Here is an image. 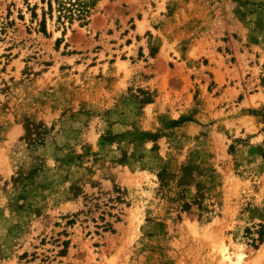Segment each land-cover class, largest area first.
Wrapping results in <instances>:
<instances>
[{
    "label": "rangeland",
    "instance_id": "obj_1",
    "mask_svg": "<svg viewBox=\"0 0 264 264\" xmlns=\"http://www.w3.org/2000/svg\"><path fill=\"white\" fill-rule=\"evenodd\" d=\"M48 1L0 0V264H264V0Z\"/></svg>",
    "mask_w": 264,
    "mask_h": 264
},
{
    "label": "trees",
    "instance_id": "obj_2",
    "mask_svg": "<svg viewBox=\"0 0 264 264\" xmlns=\"http://www.w3.org/2000/svg\"><path fill=\"white\" fill-rule=\"evenodd\" d=\"M96 0H56L58 20L64 22L65 20L72 23L74 19L87 20V16L90 12V8L95 5ZM49 12L52 14L53 3L52 0L48 1ZM45 13L42 20V25L45 28Z\"/></svg>",
    "mask_w": 264,
    "mask_h": 264
},
{
    "label": "bare ground",
    "instance_id": "obj_3",
    "mask_svg": "<svg viewBox=\"0 0 264 264\" xmlns=\"http://www.w3.org/2000/svg\"><path fill=\"white\" fill-rule=\"evenodd\" d=\"M239 255H240L239 251H235V252L228 251L224 256L227 257L228 264H242Z\"/></svg>",
    "mask_w": 264,
    "mask_h": 264
}]
</instances>
